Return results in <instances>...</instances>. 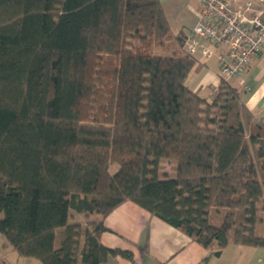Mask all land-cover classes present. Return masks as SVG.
<instances>
[{
  "label": "trees",
  "instance_id": "obj_1",
  "mask_svg": "<svg viewBox=\"0 0 264 264\" xmlns=\"http://www.w3.org/2000/svg\"><path fill=\"white\" fill-rule=\"evenodd\" d=\"M170 31L160 0H0V233L18 256L132 259L100 242L125 201L213 256L264 247V117L221 77L191 89L196 56Z\"/></svg>",
  "mask_w": 264,
  "mask_h": 264
},
{
  "label": "crops",
  "instance_id": "obj_2",
  "mask_svg": "<svg viewBox=\"0 0 264 264\" xmlns=\"http://www.w3.org/2000/svg\"><path fill=\"white\" fill-rule=\"evenodd\" d=\"M160 2L170 30L172 31V26L177 24L174 35L179 32L185 33L194 25L199 0H194L192 3L191 10L194 14H192L191 22L187 24L179 22L181 14H175L173 0H160ZM224 51L223 48H215L212 55L214 57L213 72L208 71L201 76L197 74V82L191 89L200 93V90L205 88L206 94L209 95L216 88L220 81L217 55ZM196 63L200 68L209 67L212 64L208 59L205 61L197 59ZM229 82L238 88L241 99L248 109L255 116L264 117V49L252 59L240 77L233 78ZM243 82L250 85L249 90H244ZM85 217L91 219L90 215ZM104 226L107 230L100 234L101 244L110 249L130 251L132 259L116 255L108 257L101 264H248L249 258L255 253L251 250L252 246L229 244L222 249L220 255H210L209 250L194 239L132 201H125L111 211L104 219ZM244 249H246V255ZM243 257L246 258L245 261Z\"/></svg>",
  "mask_w": 264,
  "mask_h": 264
},
{
  "label": "built area",
  "instance_id": "obj_3",
  "mask_svg": "<svg viewBox=\"0 0 264 264\" xmlns=\"http://www.w3.org/2000/svg\"><path fill=\"white\" fill-rule=\"evenodd\" d=\"M239 1L199 0L196 21L182 46L187 54L200 51L205 57L214 54L210 46L223 48L217 62L225 81L240 77L264 49V0ZM243 87L249 89L250 85L243 82Z\"/></svg>",
  "mask_w": 264,
  "mask_h": 264
},
{
  "label": "rangeland",
  "instance_id": "obj_4",
  "mask_svg": "<svg viewBox=\"0 0 264 264\" xmlns=\"http://www.w3.org/2000/svg\"><path fill=\"white\" fill-rule=\"evenodd\" d=\"M193 2H194V0H173V6L175 7V10H176L175 14H181L179 22H181L182 24H184V23L187 24V23L191 22L192 17H193L192 14H194V12L191 10V5ZM175 25H177V24H175ZM175 25L172 26V31L170 32V37H169V40L173 42V44L170 48V51L179 47L177 41L174 40V36H175L174 33L176 32ZM210 47L212 48V50L214 52L215 48L213 46H210ZM156 49L158 50L157 53H162V54L168 53V52L162 51L161 47H157ZM195 56L200 61H205L208 59L209 62H211L212 64L209 67H202V68L198 67V63L195 64V66L191 69V71L188 75V80L186 79V84L190 88H193L194 85L196 84V82H197L196 80L198 79L197 78L198 75L201 76L208 71L213 72V70H214V65H213L214 57H212V56H211L212 58L211 57H205V56H202L200 53H197ZM207 89H209V88H207ZM249 89L244 88V90H249ZM200 94L204 95V96H209L208 94H206L205 88L200 90ZM174 168H175L174 163H170L168 161H161L159 164L160 175L163 176L166 173V175L171 177L174 175V170H175ZM90 216H91L90 220L98 218L97 215H90ZM261 216L263 218L262 226L264 228V211L261 212ZM220 219H221V216L216 217V213L214 212V210H211L210 222L212 224H216V223L220 222ZM68 220H69V223H82V224H85L89 221V219H87L85 217V215H79V214L77 215L73 211H71ZM60 232H61V229H58L56 240H55V247H58L60 245V239H61L60 238L61 237ZM258 233H260V232H258ZM262 233H264V231H261L260 234H262ZM251 250H254L255 253L252 254L251 258H249L248 264H263L264 263L263 262L264 261V247H252ZM251 250H250V252H251ZM244 253L246 255V249H244ZM243 260L245 261L246 258L243 257ZM0 261L3 264H42L37 259H32V258L31 259H29V258L25 259L23 257L18 256L16 254V252L12 249L11 245H9V243L7 242V240L5 239V237L1 233H0Z\"/></svg>",
  "mask_w": 264,
  "mask_h": 264
}]
</instances>
